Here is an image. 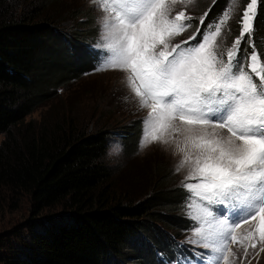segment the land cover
<instances>
[{"label":"trees","instance_id":"trees-1","mask_svg":"<svg viewBox=\"0 0 264 264\" xmlns=\"http://www.w3.org/2000/svg\"><path fill=\"white\" fill-rule=\"evenodd\" d=\"M44 1L28 0L12 14L16 2L0 0V189L29 193L34 213L54 204L65 210L35 219L19 240L8 241L7 250L5 242L0 244V264H158L163 245L175 256L177 242L194 222L186 215V190L173 183V167L155 161L150 188L133 198L123 196L126 192L112 183L108 160L110 136L119 130L88 131L79 113L28 119L38 106L50 105L61 84L90 69L88 53L97 55L91 26L64 28L65 20L79 15L76 9H60L67 17L58 18L54 14L60 12L46 10ZM247 2L232 5L233 18L217 40L220 50L239 35L237 21ZM201 5L208 13L204 23L193 18L181 33L189 45L197 44L208 24L230 6L229 0ZM80 22L92 23V18ZM198 28L196 39L189 40ZM253 40L264 60V0L258 3ZM246 46L242 42V51ZM136 128L123 131L136 134V140ZM129 144L125 155L135 152Z\"/></svg>","mask_w":264,"mask_h":264},{"label":"snow or ice","instance_id":"snow-or-ice-1","mask_svg":"<svg viewBox=\"0 0 264 264\" xmlns=\"http://www.w3.org/2000/svg\"><path fill=\"white\" fill-rule=\"evenodd\" d=\"M90 2L105 13L95 45L96 71H128L127 85L140 107L150 109L141 149L168 144L172 133L183 137V147L176 143L183 153L177 171L190 164L185 179L196 181L182 183L189 193L186 215L194 227L186 241L176 244V264H231L230 244L238 242L234 233L241 223L252 224L247 255L249 246L264 243V60L253 40L259 0L242 6L239 35L226 50L217 40L239 0H229L194 45L172 44V39L193 19L185 11L173 15V7L195 0ZM207 15L199 18L201 24ZM197 33L199 28L189 40ZM242 42L247 45L243 51ZM187 243L205 252H194L195 260L182 257Z\"/></svg>","mask_w":264,"mask_h":264},{"label":"rangeland","instance_id":"rangeland-1","mask_svg":"<svg viewBox=\"0 0 264 264\" xmlns=\"http://www.w3.org/2000/svg\"><path fill=\"white\" fill-rule=\"evenodd\" d=\"M16 2L12 14L20 13L28 4V0H13ZM40 3L41 0H29ZM207 0H195L191 4H177L173 7V15L178 11H185L186 15L199 19L206 12L205 7L201 4ZM46 10L52 13L60 12V9L71 7V10L77 11V17H71L65 20L67 24L65 29L76 28L81 25L85 28H92L94 41L91 42L94 51L95 45L100 41L102 17L105 15L98 7L94 6L90 0H46L44 1ZM55 17L66 16L65 12L54 14ZM90 16L92 23L80 22L84 17ZM91 21V20H90ZM74 23V24H73ZM89 23V24H87ZM95 29H94V28ZM85 30V29H84ZM84 30H79L82 34ZM183 34L177 35L172 39V44L179 41L182 42ZM97 52V51H96ZM90 59V69L85 70L77 78H73L70 82L61 84L57 94H54L50 105H40L37 110L28 116L29 118L40 119L41 116H50V112L55 116L57 112L79 113L81 115V126L88 131H95L97 127H106L119 130L110 136V146L108 149L109 163L114 171L112 183H117L119 189L125 191L130 197L139 196L146 192L152 185L151 166L155 161H162L164 165L168 164L171 169L173 183L181 184L184 182L195 183V180L186 181L190 164L186 163L184 167L177 171L183 153L179 152L176 143L179 142L183 147V137L177 133H172V140L168 144L159 142L150 143L148 146L141 149L140 140L143 135V120L150 111L149 108H141L139 98L135 96L131 88L127 85L126 77L130 74L126 70H104L96 71L98 67V57L94 53H88ZM45 103V102H44ZM138 129L136 134H126L129 129ZM226 132V130H224ZM3 135H0V141ZM129 143H134L135 148ZM129 144V147L134 148L135 152L125 155L124 149ZM126 152V150H125ZM145 170V171H144ZM173 170V172H172ZM173 191V190H171ZM62 204H54L44 208L39 213L32 211V199L29 193L12 192L6 189H0V244L4 243V248L7 250L12 245L8 241L19 240L23 234L27 233L29 226L35 219H39L47 215H55L64 211ZM195 214L196 209L193 208ZM252 224H243L235 229V235L238 242L230 244L231 252L234 256H230L231 264H264V243H257L255 248L248 247L247 255H245V246L251 244V240L247 239V234ZM19 233L18 238H15ZM192 231H187V235L181 240L186 241L191 236ZM184 236V235H183ZM242 241V243L240 242ZM188 247L193 244L187 243ZM2 246V245H0ZM201 254L205 250L201 247L193 245ZM161 251H165L166 247H160ZM130 261L134 260L133 256H129ZM158 264H167V260L160 259Z\"/></svg>","mask_w":264,"mask_h":264},{"label":"clouds","instance_id":"clouds-1","mask_svg":"<svg viewBox=\"0 0 264 264\" xmlns=\"http://www.w3.org/2000/svg\"><path fill=\"white\" fill-rule=\"evenodd\" d=\"M189 250H190L191 254H193V250L196 251L197 253H200V252H198V249H195L193 247V245L191 247H189ZM161 253L163 254V259L167 260V264H176V263H174V260H173L176 258V255L172 256V253H171L169 248L165 251L157 250V258H158L157 260L158 261L160 259H162L161 255H160Z\"/></svg>","mask_w":264,"mask_h":264}]
</instances>
